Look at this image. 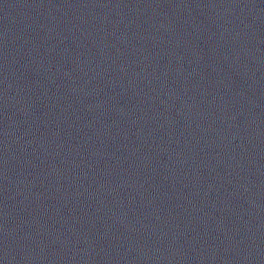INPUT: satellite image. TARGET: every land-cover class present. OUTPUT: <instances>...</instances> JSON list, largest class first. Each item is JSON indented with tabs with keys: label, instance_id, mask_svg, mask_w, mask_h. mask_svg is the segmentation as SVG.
I'll return each mask as SVG.
<instances>
[{
	"label": "water",
	"instance_id": "water-1",
	"mask_svg": "<svg viewBox=\"0 0 264 264\" xmlns=\"http://www.w3.org/2000/svg\"><path fill=\"white\" fill-rule=\"evenodd\" d=\"M0 264H264V0H0Z\"/></svg>",
	"mask_w": 264,
	"mask_h": 264
}]
</instances>
